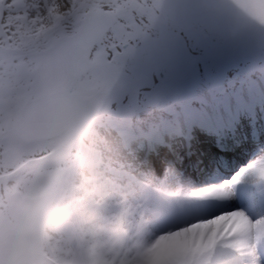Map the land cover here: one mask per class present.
Returning a JSON list of instances; mask_svg holds the SVG:
<instances>
[{
	"label": "rangeland",
	"instance_id": "obj_1",
	"mask_svg": "<svg viewBox=\"0 0 264 264\" xmlns=\"http://www.w3.org/2000/svg\"><path fill=\"white\" fill-rule=\"evenodd\" d=\"M154 1L89 0L90 6L87 8L86 14L104 9L117 12L120 7L130 5L137 8L148 7L151 10ZM76 22L72 24L78 25L79 20ZM61 25L51 33L59 34L64 30L70 35L76 34L74 33L76 26ZM166 29L168 28H165L162 33L168 32ZM47 36L33 46V49L40 51V55L45 58L44 48L47 45ZM74 43L81 44L79 39H76ZM186 45L188 48L194 46L197 48L204 47L193 39L186 40ZM39 58L28 60L20 68L10 70L9 75L0 80V133L3 134V139L0 140V175L10 174L31 161L35 162L39 157L57 147H62V149L49 161L56 164V168L48 169L44 167L35 171H26L14 181L2 185L0 197V257H6L8 264H93V257L96 253L106 264H126V262L150 264L149 255L146 257L140 252L139 240L137 236L135 237L136 232H147L146 228L148 229L149 226L145 224V220L141 217V208L135 214H131L126 207L127 205L139 206L140 203L137 199L139 196L145 198L143 195L144 190L137 183L134 184L133 181L127 180L123 174L113 176L106 173L109 169L124 166L121 163L122 160L119 159L120 156H124V152L121 149L119 136L115 132H109L102 127V121L108 110L113 108L119 99L122 98V102H127L128 89H113L105 99L106 112L92 126L95 129L92 130L91 128L86 135L80 136L72 144H63L68 140V132L47 141L23 144L16 138L11 128L17 120L25 101L48 95L61 88L66 90L76 89L83 96H87L93 91L108 88L107 81L99 74L96 75L87 71L81 73L84 64L96 61V59ZM111 65L116 72H122L134 81H140L142 78L135 70L131 59L121 63L112 62ZM260 66H264V45L256 59L240 64L237 69L244 77L255 80L254 75H248L247 73ZM82 140L97 151L94 159L95 163L90 164L93 161L92 159L83 160L81 157L82 153L79 145ZM263 142L264 140L258 141L259 148L264 145ZM247 150H249L246 153L248 155L247 161L240 163L230 173H222L225 177L219 178V175L215 173L216 163L211 161L207 168H203V173L200 172L201 169L199 171L201 173L199 179H202L210 170V174L206 175V180L203 177V181L192 183V178L189 180L186 177L180 178L184 180L183 184L191 183L196 189L205 184L211 175L221 179V184H223L224 178L230 176L250 160L256 159L255 170L246 179L249 184L255 183L258 178H264L262 153L253 152L255 149L246 145L240 152H237L233 163L239 162V153L244 155ZM252 153L255 154L252 155ZM127 163L130 166L133 165V161ZM46 165H48V162L44 166ZM137 167L132 166L130 168L136 169ZM149 171L146 168H139L134 173H138L143 179L168 192L175 191L185 195L197 193L195 191L194 193L183 192V190H180L181 186L175 187L174 179L169 176L167 179H158ZM150 175H153V177L151 178ZM222 190L225 193L228 191L224 187H222ZM205 197L217 200L214 192L209 190ZM226 199V207H229L233 198L227 196ZM178 209L179 207H174L173 210L177 211ZM209 210L212 215L225 209L215 206ZM261 210L263 211V209ZM248 214L251 216L250 213ZM236 215L245 217L243 213H236ZM48 217L53 219V225L47 223L43 227V222ZM224 217L217 216L214 220L204 222L206 230L202 233L201 244L207 243L208 247L209 241L212 242V235L216 234L213 232L214 227L218 220H221L220 226H226V233L220 231L219 236L229 240L231 238L230 233H236L233 227L230 231L231 225L227 224V217ZM188 225H191V223H188ZM249 226V232H253V223ZM178 228L185 231L186 226L174 227V229ZM69 230L74 231L73 237ZM179 237L180 235H178ZM187 237L189 238V235ZM148 242L149 245H152L151 240ZM229 242L227 241L221 245L223 247L228 246V249L232 248L234 245ZM14 243L19 244V247H14ZM35 243L39 245V249H42L43 253H32L33 247H36ZM23 244L27 246L23 247ZM75 245L77 248H75ZM231 251L237 253L235 264H239L238 258H241V254L234 249ZM40 253H42V256L39 255ZM169 253L175 255L176 249L169 248Z\"/></svg>",
	"mask_w": 264,
	"mask_h": 264
},
{
	"label": "snow or ice",
	"instance_id": "obj_2",
	"mask_svg": "<svg viewBox=\"0 0 264 264\" xmlns=\"http://www.w3.org/2000/svg\"><path fill=\"white\" fill-rule=\"evenodd\" d=\"M254 11L264 4L251 5ZM85 0H0V80L23 66L33 46L61 24H72L86 14ZM236 50L181 47L158 82L127 102L117 101L102 121L109 132L127 140L125 159L134 160L156 178L181 177V168H207L216 161L222 173L225 160L246 141L264 140V73L256 80L236 67ZM256 153H264L261 145ZM224 178L222 187L232 197L230 206L209 216L243 213L247 207L264 209V178L255 185L243 183L242 168ZM205 222V221H199ZM244 264H264V234L249 232L239 249ZM0 264H8L0 257Z\"/></svg>",
	"mask_w": 264,
	"mask_h": 264
},
{
	"label": "water",
	"instance_id": "obj_3",
	"mask_svg": "<svg viewBox=\"0 0 264 264\" xmlns=\"http://www.w3.org/2000/svg\"><path fill=\"white\" fill-rule=\"evenodd\" d=\"M256 2L264 4V0H162L160 6L172 12L185 32L208 47L236 50L238 66L254 59L264 44V9L254 11L251 5ZM111 22L110 16L105 14L88 17L82 27L85 40L93 42L89 37L93 31L98 40ZM181 47L175 37L149 44L147 53L136 59L138 70L146 77L141 83H131V97L138 88L150 82L152 71L159 81ZM107 75L112 79L121 78ZM104 95L94 93L91 98L82 99L56 93L27 101L13 131L25 142L51 138L63 131L73 132L76 138L86 134L92 123L101 117L105 108Z\"/></svg>",
	"mask_w": 264,
	"mask_h": 264
},
{
	"label": "bare ground",
	"instance_id": "obj_4",
	"mask_svg": "<svg viewBox=\"0 0 264 264\" xmlns=\"http://www.w3.org/2000/svg\"><path fill=\"white\" fill-rule=\"evenodd\" d=\"M94 129L95 128H92V130H94ZM248 143H251V141H249ZM252 145H253V143H252ZM82 148L85 150L84 154H83V157L85 159H88V160L89 159H94L95 156L97 155V151L90 150V145H88L85 142H84V145H82ZM243 148H244V146H242V149ZM258 150L259 149H257L255 151V153ZM255 153H253V154H255ZM244 156L245 155H243L239 159V163L237 165H239L246 158H248V157H244ZM261 157L264 158V153H262ZM119 159L122 160L121 163L124 165L121 168L126 170V171H128V172H136L137 169L140 168V166L134 160L125 159L124 156H120ZM231 159L234 160V155H233V157ZM130 161H133V165H131V166L127 163V162H130ZM102 163H104V162H102ZM125 163H127V164H125ZM255 165H256V159H253V160H250L246 164V167L241 169L242 173L244 174L243 175V179H242L243 183H246L247 176L252 171L255 170ZM132 166L133 167L138 166V167L136 169H132V168H130ZM226 167L227 166H225V169H226ZM181 170H182L181 171V176L185 175L188 180H189L190 176L193 175V173H191V169H189L190 171L188 170L185 173H183V167L181 168ZM184 171H185V169H184ZM225 171L226 170H223V173H225ZM201 173H203V168H201ZM150 177L152 178L153 175H150ZM169 177L175 180V182H174L176 184L175 187L181 186L180 190H183V192H191V193H194V191L197 192L196 194H191V195H196V196L200 197V196H203V195L206 196V194L208 193V190L211 191V192H214V194L217 197V200H215L214 204H216V206H218V207H223L224 209L228 208V207H226V203H225V202H227V199H226L227 196H225L226 193L222 190L221 179H219L220 177H222V175H220L219 178L214 176V175H211L209 177L210 179L208 180V184L206 182L205 184L201 185L200 188H197V189H196V187H193L192 185L189 186V184H187V183L183 184L184 180H182L180 178V176L170 174ZM163 179H167V178H163ZM171 192H175V191H171ZM175 193H170V194H174V195H178V194L179 195H183L184 194V193H178V192H175ZM186 194H189V193H186ZM97 196L98 197H103L102 195H97ZM152 198H155V197H152ZM138 201H141V206H137V205H127L126 206L128 208V210L130 211V213L131 214H135L141 208V216L144 217V218L148 217V219H151L150 211L146 210L144 208V205H146L145 200L139 198ZM186 205L188 206V209L191 208V206H189L188 204H183L182 205V209H179V210H181L179 212V215L187 223V226H186L187 228L185 229V231H183V230H181L179 232L175 231V232H172L173 234L172 233L169 234V233H166V232H162L161 225H158V226L149 225L148 229L145 227L147 232L144 233V232L141 231V232H136L135 233V237L137 236V239L139 240L138 243L140 245V252L144 256L147 257L149 255V259L150 260H153L156 257H161V261L163 262V264H178L177 262L182 261L183 258H185V259L187 258L185 264H194V261L192 260V254H193V250L192 249L190 251H187V252L183 253V255H182V253L179 254L180 252H182L185 249H187V247H185V246L182 248V246L180 245V240L182 241V243L184 245L187 244L190 248H198V247L201 246L202 248L206 249L207 243L201 244L202 238L200 237V233H201V230H202L200 227L204 226V222H199V221H205V222L208 221V219H207L208 216H205L201 220H198L200 217L198 219H191L192 213H188L187 212L188 209L187 210L185 209ZM211 208H213V207H211ZM225 217H227V224L231 225L230 228H229L230 231H231V227H233L234 230L236 231V233H234V232L230 233L231 238L229 239V241H230L229 243L233 244L234 246L232 245L233 247L229 248L230 251L228 249V246L227 247H223V245H221L222 237L220 236V242L218 243L217 247L215 248V250H214V252L212 254V256H215V259L212 258L213 259L212 260L210 258H207L206 259L207 261L206 260H202L200 262L197 261L198 264L199 263H206V262L208 264H211V263L217 264V263H220L222 260H225V264H235L236 263V261H237V253H235L234 251H231V250L234 249V250H237V252H239L240 247L246 243L247 234L249 232L248 226L250 224H249V221H248V219L246 217H242V216L239 217L238 215H236V213H232L231 215H226ZM156 219L160 220L159 217L156 218ZM193 220H197V221L194 222ZM220 221L221 220H218L217 223H216V226L214 227V230L217 231L218 235H219L220 231H223V232L226 233V231H225L226 230V226H220ZM171 223H176V225H179L180 221L171 220ZM188 223H193V224L192 225H188ZM77 224H78V221H77ZM178 235H180L179 238H178ZM188 235H189V238H186L185 236H188ZM150 240L152 241V245H149L148 241H150ZM13 245H14V247L15 246L19 247V244H17V243H14ZM26 246H27L26 244H23V247H26ZM170 246L178 249L179 251L177 253H175V255L167 254L168 253L167 252L168 248ZM75 248H77L76 245H75ZM37 252H42L43 253V250L39 249L38 247H33L32 253L33 254H37ZM239 254H240V252H239ZM127 260H129V259H127ZM196 260L197 259H195V261ZM238 260H239V262H238L239 264H244V259H243L242 255H241V258H238ZM130 262H132V261H130ZM92 263L93 264H106L104 262V260L101 257H98V255L96 253H95L94 257H93ZM126 264H133V263L126 262ZM151 264H154V262H152ZM179 264H182V263H179Z\"/></svg>",
	"mask_w": 264,
	"mask_h": 264
},
{
	"label": "flooded vegetation",
	"instance_id": "obj_5",
	"mask_svg": "<svg viewBox=\"0 0 264 264\" xmlns=\"http://www.w3.org/2000/svg\"><path fill=\"white\" fill-rule=\"evenodd\" d=\"M85 4L90 5L89 0H86ZM122 8L120 7L117 12L104 9L114 13L116 18L109 31L96 44L85 43L76 30L74 33H76L81 44L71 42L68 45L63 43L62 46H59L55 44L60 43L61 34L51 33L47 36V45L44 48L45 59H96L100 65H103L104 59H118L124 53H128L126 59H136L140 53L147 49L141 35H146L151 39H161L168 33L177 30L172 17L166 11L157 9L155 5L151 11L146 7L135 9L130 5L126 17L121 15ZM154 15L159 16L164 21V26L161 29L152 27L151 18ZM69 25L78 26L77 24ZM165 28H168L166 30L170 32L162 33ZM126 44H129L130 47H125ZM110 48L114 49L115 55L118 54L119 56L109 55ZM33 51L38 52L36 49ZM36 57L41 56L36 54Z\"/></svg>",
	"mask_w": 264,
	"mask_h": 264
}]
</instances>
